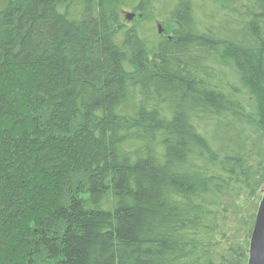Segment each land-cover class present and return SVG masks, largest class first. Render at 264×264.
Segmentation results:
<instances>
[{
	"label": "trees",
	"instance_id": "obj_1",
	"mask_svg": "<svg viewBox=\"0 0 264 264\" xmlns=\"http://www.w3.org/2000/svg\"><path fill=\"white\" fill-rule=\"evenodd\" d=\"M263 194L264 0H0V264H248Z\"/></svg>",
	"mask_w": 264,
	"mask_h": 264
},
{
	"label": "water",
	"instance_id": "obj_2",
	"mask_svg": "<svg viewBox=\"0 0 264 264\" xmlns=\"http://www.w3.org/2000/svg\"><path fill=\"white\" fill-rule=\"evenodd\" d=\"M133 19L134 15L128 17L129 21ZM248 264H264V194L256 218Z\"/></svg>",
	"mask_w": 264,
	"mask_h": 264
},
{
	"label": "rangeland",
	"instance_id": "obj_3",
	"mask_svg": "<svg viewBox=\"0 0 264 264\" xmlns=\"http://www.w3.org/2000/svg\"><path fill=\"white\" fill-rule=\"evenodd\" d=\"M122 15H123V17H124V19L126 20V22L129 24V25H131L133 22H134V20H132V21H129L128 20V17L130 16V15H133L132 14V12H125V13H122ZM135 19V18H134ZM163 25H159V27L161 28Z\"/></svg>",
	"mask_w": 264,
	"mask_h": 264
}]
</instances>
